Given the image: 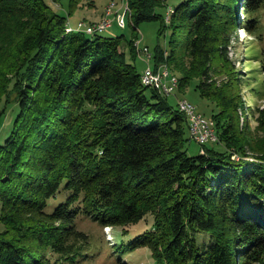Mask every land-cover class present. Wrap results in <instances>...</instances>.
<instances>
[{"label":"trees","instance_id":"16d2710c","mask_svg":"<svg viewBox=\"0 0 264 264\" xmlns=\"http://www.w3.org/2000/svg\"><path fill=\"white\" fill-rule=\"evenodd\" d=\"M81 1L69 0L71 12ZM124 1L133 31L167 26L163 0ZM262 6L180 0L166 14L184 29V50L160 51L154 64L221 103L213 67L239 24L255 30ZM65 28L45 0H0V264L75 263L86 257L78 221L125 227L148 214L127 248H148L157 264H264V148L243 137L237 111L217 103L218 146L191 155L187 115L142 83L132 39L127 57L121 36ZM258 117L264 124V108Z\"/></svg>","mask_w":264,"mask_h":264},{"label":"rangeland","instance_id":"374dc122","mask_svg":"<svg viewBox=\"0 0 264 264\" xmlns=\"http://www.w3.org/2000/svg\"><path fill=\"white\" fill-rule=\"evenodd\" d=\"M51 10L66 18V25L76 28L80 22L83 24L100 23L104 16L105 9H109L113 0H82L79 7L71 12L69 0H45ZM92 1V5L91 2ZM124 0H114L111 15L123 13L127 3ZM180 0H163L162 8H158L157 12L163 17L165 15V23L163 31L160 32L162 21L153 20L140 23L133 31L130 27V19L125 17L126 26L121 29L116 25L115 20H112L111 27L114 32L105 29L101 35L106 37L121 36V50H124L127 57L130 56V50L133 45L136 47L132 55L128 57L129 61L135 66L137 73H142L146 68V63L150 66L155 65L154 59L147 61L139 48L147 47L153 56H159L160 51L163 52L164 59L168 56V51L175 49L176 53L180 54L184 50L185 31L182 28H173L170 22V16L167 11L174 8ZM108 13V12H107ZM242 17L241 13H239ZM169 17V18H168ZM257 20L255 30L247 32L242 26L238 25L235 33L231 37L226 48V62L213 67L211 82L218 88L219 100L221 103L230 105L237 111L239 121V131L247 141H250L259 149L264 148V124L258 117V111L264 108V6L254 13ZM97 20V21H96ZM78 22V23H77ZM73 23V25L71 24ZM243 32L245 38H240ZM87 34V33H86ZM132 39V42L127 43ZM133 47V48H134ZM152 56V57H153ZM132 60V61H131ZM158 65V64H157ZM167 66L165 61L159 63V66ZM167 69L169 67L167 66ZM171 77L173 76L170 69L168 70ZM169 75V76H170ZM198 79L190 80L183 88H176L175 91L166 96L169 105L176 107L177 100H186L191 103L198 113H201L206 118H211L218 110L217 103L208 97L201 94L197 88ZM218 103V104H221ZM12 116H7L5 119L4 129L10 124ZM213 121V120H212ZM215 123V122H214ZM214 125L212 133L217 138ZM215 133V134H214ZM186 142L185 147L189 154H197L203 148L191 140L189 131L185 129L184 133ZM188 137L190 140H188ZM215 139V138H214ZM213 141L217 142V140ZM2 142V139H0ZM207 144L206 147H217L215 143ZM246 152V159L254 160V153L249 149ZM235 152V151H234ZM234 158H239L235 153ZM153 217L146 215L142 221L135 225L125 227H100L95 222L82 219L76 224V229L87 235V241L82 244H77V251L86 255L85 258L78 260L75 263L64 262L63 264H157L152 257L148 248H137L128 250L127 245L142 231L150 228L153 223ZM198 241H203V235H197ZM76 243V242H75Z\"/></svg>","mask_w":264,"mask_h":264},{"label":"built area","instance_id":"2783aa9c","mask_svg":"<svg viewBox=\"0 0 264 264\" xmlns=\"http://www.w3.org/2000/svg\"><path fill=\"white\" fill-rule=\"evenodd\" d=\"M113 7V2L109 9H105V14L100 20V26H92L91 24H83L80 22L76 28L85 29V32L88 34H95L96 31H104L111 27L112 20H115L116 25L123 29L126 26L125 17L129 14L130 10L128 6H126L123 13H119V15H111V8ZM108 12V13H107ZM74 27L70 25H66L65 30H70ZM142 55L145 57L147 61L152 59V54L149 52L147 47L142 48ZM146 72V77L148 84L151 88L157 91L161 96L166 97L171 95V83H175V79H168L167 74L161 66L153 65L150 66L146 63V68L144 69ZM177 108L178 110H182L187 114L188 117V131L191 137V140L196 142L197 144L204 146L210 143H213V133H212V125H215L212 118H206L201 113L196 111V108L189 103L188 101H182L181 99L177 100ZM200 151H203L202 149ZM233 160H239V158H233Z\"/></svg>","mask_w":264,"mask_h":264},{"label":"bare ground","instance_id":"6f19581e","mask_svg":"<svg viewBox=\"0 0 264 264\" xmlns=\"http://www.w3.org/2000/svg\"><path fill=\"white\" fill-rule=\"evenodd\" d=\"M115 2L113 1V6L115 7ZM112 9H113V7L111 8V12H112ZM117 13V15H119V13L118 12H116ZM115 15V14H114ZM168 15H169V13H168ZM169 18V17H168ZM92 26H100V23L98 24V23H95V24H93ZM74 31H83L84 33H87V32H85V29H80V28H76V29H70V30H67V32H74ZM100 32H103V31H96V33H100ZM88 34V33H87ZM89 35H93V34H89ZM238 35H240V38H245V34H244V32H243V35L240 33V34H238ZM161 66V65H160ZM161 68L162 69H164L165 70V72H166V74H167V78L168 79H175V83H171V92H174L175 91V89L178 87V79H177V77H171V75H170V73H169V69H167V66H161ZM170 75V76H169ZM141 81H142V83L144 84V85H146V86H149V84H148V81H147V77H146V72H145V70L142 72V74H141ZM182 101H184V100H182ZM186 101V100H185ZM182 111V110H181ZM182 112H184V111H182ZM185 113V112H184ZM187 115V114H186ZM213 126V125H212ZM214 129V128H213ZM215 134V133H214ZM216 136V135H215ZM214 135H213V139L214 140H217V138L215 137ZM214 142V141H213ZM216 142V141H215Z\"/></svg>","mask_w":264,"mask_h":264},{"label":"crops","instance_id":"0c3cea01","mask_svg":"<svg viewBox=\"0 0 264 264\" xmlns=\"http://www.w3.org/2000/svg\"><path fill=\"white\" fill-rule=\"evenodd\" d=\"M97 21V20H96ZM78 23V22H77ZM73 25V23H71ZM75 29V28H73ZM111 32H114V30L112 28L109 29Z\"/></svg>","mask_w":264,"mask_h":264},{"label":"water","instance_id":"95a60500","mask_svg":"<svg viewBox=\"0 0 264 264\" xmlns=\"http://www.w3.org/2000/svg\"><path fill=\"white\" fill-rule=\"evenodd\" d=\"M232 153H235L234 151H231ZM237 154V153H236Z\"/></svg>","mask_w":264,"mask_h":264}]
</instances>
